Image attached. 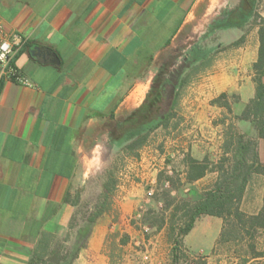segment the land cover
<instances>
[{
    "label": "crops",
    "instance_id": "1",
    "mask_svg": "<svg viewBox=\"0 0 264 264\" xmlns=\"http://www.w3.org/2000/svg\"><path fill=\"white\" fill-rule=\"evenodd\" d=\"M224 8L229 11L224 0H0L4 32L23 41L10 66L29 82L21 85L0 73V264H28L43 233L60 237L69 230L75 191L121 150L109 145L108 126L143 105L159 72H167L166 78L180 73L183 80L195 70L203 51L213 48L203 39ZM229 30L235 34L236 29L214 30L226 46ZM257 51L255 38L252 57L221 53L224 68L199 74L177 90V108L190 103L200 114L222 110L213 100L226 94L232 115L239 116L254 97ZM191 58L199 61L187 68ZM202 118V126L219 127ZM235 125L255 135L250 123ZM198 143L191 141L186 155L202 161L208 157L196 151ZM257 152L264 165V139L258 140ZM148 153L124 155L129 176L124 196L95 221L73 264H111L113 247L124 252L123 261L113 264H139L140 241L134 242L131 219L140 199L132 178L137 167L149 165ZM181 166L185 177L184 161ZM207 217L199 230L218 227V218Z\"/></svg>",
    "mask_w": 264,
    "mask_h": 264
},
{
    "label": "rangeland",
    "instance_id": "2",
    "mask_svg": "<svg viewBox=\"0 0 264 264\" xmlns=\"http://www.w3.org/2000/svg\"><path fill=\"white\" fill-rule=\"evenodd\" d=\"M236 2L237 0H227L226 2L224 0V4L229 7V10L234 8ZM226 11H228L227 8L221 9L215 16L216 20ZM256 13L259 17L264 18V0H258ZM255 26L256 24L251 20L243 29H236L234 35L231 33L232 30H229V45L227 46L219 31L212 33L208 30L205 33V38L208 36L209 38L203 39V43L213 46V48H211L212 50L208 48L207 52L203 51V53H207V61L196 66L197 69L194 71L191 68L188 72L189 82L199 74L223 69V64L219 61L221 53L228 52L229 57H252L253 42L257 38ZM241 38L243 40L239 45L231 46L233 42ZM244 42L248 47L246 51L241 50ZM230 99L232 100V98ZM202 117L211 119L219 127L215 130L208 125L202 126L203 124L198 122ZM233 117L235 116L229 115L226 110L218 108H211L200 114L196 107L186 103L176 109V115L170 121L167 129L159 128L153 131L149 135L147 144L138 150V152L150 151L149 157L146 158L149 165L147 168L137 167L138 172L134 171L132 178L137 185V190L134 192L139 194L140 199L135 216H133L135 218L131 219L135 231L134 242L140 241L137 246L140 252L139 259H137L139 264H172L171 249L177 241L181 253L191 262L200 260L206 264H243V260L248 259L247 264H257L261 261L251 259L247 242H241L240 235H237L229 227V219L223 224L222 219L218 218L217 228L212 226L210 229L212 231H201L199 228L207 226V221L211 219L201 216L194 222V232L186 236L180 234V230L186 224V220L183 218V206L194 204L204 193L212 191L219 182L223 187L229 183V165L226 166L227 173L222 177L215 171L207 173L204 178L194 184L184 181L181 163L187 150H190L191 141L199 140L196 151L201 155L205 153L211 168H216L222 154L218 152L219 141L222 142V145L225 137L229 141V125L234 127V132L237 135L243 137V141L255 138V135L251 136L247 129H238L235 125L237 120H233ZM218 136H221V140H218ZM120 151L122 152L120 153ZM125 154L121 148L119 152L105 158L104 164L92 172L86 182L75 191L76 209L72 225L65 234L54 238L53 246L59 251V257H66V262L63 264H73L79 252L87 245L89 235L86 238L81 237L78 231L81 229L91 231L93 224H90V220L96 211L104 208L107 210L105 213H109L115 198L119 199L124 196V188L127 187V178L129 177H125L128 166L124 158ZM169 154L172 157H169ZM229 157H232V153L230 156L228 155ZM263 192L264 176L252 174L248 178L240 202L237 204L235 201V204L238 205L242 213L254 215L261 209ZM223 226L224 240L217 244ZM213 228L216 229L218 235L213 231ZM256 241L257 251L264 254V233L260 232ZM83 244L84 248H80ZM111 252H113L110 255L111 264L123 261L121 256L124 252H118L114 247ZM184 261L182 259L180 264H184Z\"/></svg>",
    "mask_w": 264,
    "mask_h": 264
},
{
    "label": "trees",
    "instance_id": "3",
    "mask_svg": "<svg viewBox=\"0 0 264 264\" xmlns=\"http://www.w3.org/2000/svg\"><path fill=\"white\" fill-rule=\"evenodd\" d=\"M257 2L258 0H239L233 9L223 13V16L227 18L224 24H218L209 29V32L225 28L243 29L251 20L256 24L258 51L257 59L252 65L254 97L247 102L239 116L233 117V120L250 123L255 132V138L243 141V137L237 135L234 132V127L229 125V141L225 137L222 154L216 168H211L206 157L202 161L194 160L189 155L184 157L183 161L187 168L186 183L201 180L209 172L217 171L222 177L227 173V165H229L230 173L227 185L223 187L219 182L212 191L204 193L197 202L183 206V218L186 220V224L180 230V234L186 236L192 230L194 222L201 216L222 219L223 224L229 219V227L237 235H240L241 242H247L251 259H259L261 261L257 264H264L263 252H258L256 249L257 235L260 232L264 233V192L261 209L254 215L242 213L237 205L243 196L249 176L252 174L264 176V165L260 163L257 152L258 140L264 139V18L259 17L256 13ZM242 40L241 38L233 42L231 46L239 45ZM205 54L200 59L201 63L207 61ZM198 61V59L191 58L186 61L185 66L189 68ZM165 74L167 72L163 73L162 71L157 74L151 90L140 108L120 123L108 126L109 145L120 147L126 154L135 156V153L147 144L149 135L153 131L159 128H168L170 121L176 115L180 97L177 90L188 83L189 76L179 80L180 73L168 78L165 77ZM229 98H233L232 102L238 100V97L234 95L229 96ZM213 104L224 108L229 115H232L231 104L227 102L226 94L219 95L213 100ZM230 153H232V157L228 158ZM106 211L104 208L96 211L90 220V224H94ZM89 233V229L78 231L79 236L84 238ZM54 238L50 234L43 233L28 264H63L66 262V257H59V251L54 248ZM223 240L224 226L219 234L217 244ZM80 248H84V244ZM182 259L185 260L184 264H206L200 260L188 261L185 255L181 253L177 241L171 249V263L180 264ZM247 263L248 259H244L243 264Z\"/></svg>",
    "mask_w": 264,
    "mask_h": 264
},
{
    "label": "built area",
    "instance_id": "4",
    "mask_svg": "<svg viewBox=\"0 0 264 264\" xmlns=\"http://www.w3.org/2000/svg\"><path fill=\"white\" fill-rule=\"evenodd\" d=\"M16 38H18V40ZM5 41L10 44L11 52L5 55L4 61H0V73L21 85L29 86L28 80L20 76L16 69L10 66L11 58L23 45V41L17 35L5 33L0 24V43Z\"/></svg>",
    "mask_w": 264,
    "mask_h": 264
},
{
    "label": "clouds",
    "instance_id": "5",
    "mask_svg": "<svg viewBox=\"0 0 264 264\" xmlns=\"http://www.w3.org/2000/svg\"><path fill=\"white\" fill-rule=\"evenodd\" d=\"M16 39L18 40V38ZM10 52L11 46L7 41L0 43V61H4L5 55L9 54Z\"/></svg>",
    "mask_w": 264,
    "mask_h": 264
},
{
    "label": "flooded vegetation",
    "instance_id": "6",
    "mask_svg": "<svg viewBox=\"0 0 264 264\" xmlns=\"http://www.w3.org/2000/svg\"><path fill=\"white\" fill-rule=\"evenodd\" d=\"M227 21V18L225 16H223V14L221 15V17H219L217 20L213 21L212 24L210 25V28L212 26L218 25V24H224Z\"/></svg>",
    "mask_w": 264,
    "mask_h": 264
},
{
    "label": "water",
    "instance_id": "7",
    "mask_svg": "<svg viewBox=\"0 0 264 264\" xmlns=\"http://www.w3.org/2000/svg\"><path fill=\"white\" fill-rule=\"evenodd\" d=\"M41 58L45 59V57H44V55H43V54H41Z\"/></svg>",
    "mask_w": 264,
    "mask_h": 264
}]
</instances>
